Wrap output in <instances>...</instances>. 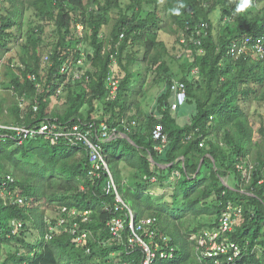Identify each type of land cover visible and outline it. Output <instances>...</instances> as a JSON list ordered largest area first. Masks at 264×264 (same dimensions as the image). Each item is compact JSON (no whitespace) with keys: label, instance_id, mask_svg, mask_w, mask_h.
I'll return each mask as SVG.
<instances>
[{"label":"trees","instance_id":"1","mask_svg":"<svg viewBox=\"0 0 264 264\" xmlns=\"http://www.w3.org/2000/svg\"><path fill=\"white\" fill-rule=\"evenodd\" d=\"M258 1L249 0L248 13L245 0H0L3 51L20 39L26 14L33 16L20 62L11 57L0 68V85L16 98L5 118L0 104V122L30 126L49 118L120 127L123 136L103 142L119 191L138 220L155 219L154 237L146 236L151 247L155 250L159 242L160 252L169 241L176 248L173 258L158 254L152 264H202L191 237L217 227L229 201L242 206L244 215L231 237L245 245L249 240V260L264 264V121L256 137L249 111L251 104L264 107V55L248 52L235 58L228 52L245 37L264 39V0ZM179 3L184 8L173 15L170 10ZM218 12L220 19L215 17ZM109 23L111 30L104 35ZM49 27L51 60L45 63L42 48ZM163 31L176 37L173 49L162 38ZM84 43L92 49L90 66L84 63L80 69L90 79L68 83L58 97L67 77L59 66L84 59ZM137 62L146 67L147 76L154 75L152 82H165L151 112L132 98ZM112 66L119 81L115 98L109 82ZM176 79L187 86V101L179 110L172 108ZM38 83L43 88L39 94ZM140 92L145 95L144 89ZM24 95L37 96L39 110L33 102L22 109L17 98ZM62 98L64 108L58 109ZM123 119L137 120L138 125L126 130L120 126ZM160 123L169 137L162 151L153 136ZM0 131V264L143 263L146 252L129 247L128 229L124 240L112 238L109 222L119 215L115 196L103 191L105 174H89L85 145L42 135L20 144L16 131ZM216 132L223 137H215ZM248 157L254 168L247 183L238 164ZM126 168L138 177L136 183L129 181ZM4 188L19 192L25 202H11L1 194ZM64 207L90 212L88 222L78 219L92 232L85 244H77L70 230L74 219L68 229L47 237V218L55 223ZM15 219L23 222L17 232L11 224Z\"/></svg>","mask_w":264,"mask_h":264},{"label":"built area","instance_id":"2","mask_svg":"<svg viewBox=\"0 0 264 264\" xmlns=\"http://www.w3.org/2000/svg\"><path fill=\"white\" fill-rule=\"evenodd\" d=\"M228 52L235 58H240L248 52L264 55V39L256 41L252 37H245L240 41L234 42L230 46ZM50 60L51 57L47 54L44 58V62L47 63ZM83 64L84 59L81 58L76 63L71 64L69 62H64L59 66V72L67 77L58 87V97L63 94L65 86L71 81L75 82V80L81 78H85L86 81H89L90 76H84V71L80 69ZM76 66L79 67V70H75L70 76L71 70ZM114 72L115 68L112 66L109 76V82L112 86V98L116 97L119 87V81L114 78ZM198 73L199 71L197 69L193 70L195 77H197ZM29 78L36 79L33 74H30ZM37 88L38 94L42 92L43 88L41 83L37 84ZM172 89L175 93L172 108L174 110H179L187 101L186 83L176 79L173 81ZM19 101L22 109H25L29 103L33 102L32 106L34 110H39L37 96L28 98V96L24 95L19 98ZM137 125V120L129 121L128 119H123L120 126L126 130H130L131 127ZM3 129L16 131L20 144L28 138H34L42 135L52 141L62 140L72 144L82 143L85 145L89 151L91 161L89 174L94 177H101L102 174H105L103 191L107 195L115 196L114 207L116 208V211L119 212V215H114L109 222L112 238L114 240H124V233L128 229L129 234L127 243L129 247L132 249L141 247L146 252V256L142 264H152L158 254H160L163 258H173L175 256L176 248L171 246L169 241L167 243L168 247L160 250V252H157L160 249L159 242H156L155 250L151 247L146 239V236L154 237L155 231L151 227H153L155 219L149 217L138 220L135 209L131 207L119 191L115 175L106 158L103 142L112 138L123 136L124 133L120 130V127L110 125L106 121H101L99 124L92 122L90 124L82 125L77 123L64 124L57 119L54 120L48 118L38 124L30 126L26 124H6L4 122H0V130ZM1 135L3 134L0 131V136ZM153 136L156 142H158L156 149L162 151L169 140L168 133L165 131L163 123L155 126ZM241 160L242 161L238 164V168L243 173V180L248 183L252 177L254 164L249 157ZM224 181L228 184V178H225ZM1 194L4 197H8L11 202L19 204H23L25 202V198H23L19 192L14 190L4 188ZM62 214L63 215L60 216L55 223L50 218H47L50 229L47 237L52 238L53 234L60 232V230L62 231L63 227L68 229L66 226L67 223L69 220L74 219L70 230L75 236L77 244H85L92 235V232L86 228H82L78 219L80 218L82 222H88L90 212H81L76 209L69 210L67 207H64L62 209ZM243 218V207L236 206L235 203L229 201L217 227L205 229L200 234L192 235V240L197 242L198 258L202 264H211L209 260L214 261L215 264H223V262H225V264H258L255 261H250L248 258L250 255V241L247 240L245 245V243H241L231 237V233L235 232L236 228L242 224ZM11 224L14 227V232H17V230L22 227L23 222L15 219L12 220ZM145 228H148V231H146L145 235H143L142 232L145 231ZM165 241L167 242L166 239ZM254 250L255 249H253L252 252H254ZM122 264L129 263L125 262Z\"/></svg>","mask_w":264,"mask_h":264},{"label":"rangeland","instance_id":"3","mask_svg":"<svg viewBox=\"0 0 264 264\" xmlns=\"http://www.w3.org/2000/svg\"><path fill=\"white\" fill-rule=\"evenodd\" d=\"M127 1V0H126ZM258 0H255V2ZM163 2V0H162ZM259 3V1H258ZM261 4H263V2H261ZM260 4V5H261ZM163 5V4H162ZM251 10V6L250 4L247 5V12L249 13V11ZM165 16V15H164ZM215 17L217 19H220L221 15L220 13H215ZM33 19V16L30 13H27L26 16L24 17V21H23V26H24V30L22 31V35L20 36V39L16 40L13 42L12 45V49L8 52L3 51L2 49H0V68H4V65L8 62V60L11 57H15L16 58V62L19 63L20 62V55L23 53V44L26 42L27 40V32L29 30V28L31 27V20ZM113 23V22H112ZM220 21H217L216 24L218 26L221 27V24H219ZM111 26L112 24H108L104 30H103V34L107 35L110 30H111ZM83 29V27H80ZM52 31V27H49L47 29V34H46V41L45 44L42 48V55L43 58H45V56L47 55V53H49V51L52 49L49 48L48 44L50 43V34ZM162 38L166 40V42L168 43V45L170 46L171 49H173V47L175 45H177L176 43V37L173 35H168L166 33H164V31L161 34ZM53 47V46H52ZM83 47V55H84V63H86L88 66H90L88 64V60H87V56L89 53H92V49L89 48V43H84ZM174 53H176V49H174ZM142 54V53H140ZM191 54V52H190ZM189 58V61H193V56L187 55ZM87 60V61H86ZM171 65L173 66V68L175 70L179 69V63L177 61H175L174 59L171 60ZM87 67V66H86ZM75 70H79V67H75L74 69L71 70L70 72V76L73 74V72ZM134 87L132 88L133 94H132V98L134 100H140L142 102V107L143 109L151 112L153 110V106L155 103V99L156 96L164 89L165 87V82L159 81L157 83L152 82L154 79V75L153 74H148L147 76V69L146 67L137 62L135 63L134 67ZM199 73L197 75V78H199ZM75 82L71 81L70 85L74 84ZM145 90V95L141 94L140 91ZM15 96L13 95V93L10 90H7L6 88H3L0 85V104L3 105L4 108V114L7 113V111H9V106H11L13 100ZM19 100V97L17 98ZM64 103H63V98L61 101H59V103H57L55 106L58 109H63ZM249 111H250V119L251 122L253 123L254 127H255V136L258 137L259 134V129L261 127V123L262 121H264V107H258L256 106V104H251L249 105ZM182 112V119H186V114L183 110V108L181 109ZM7 117V114L4 115L3 118ZM0 119H2V115L0 113ZM223 132H216L215 137H223ZM257 139V138H256ZM251 160V159H250ZM129 181L136 183L138 181V177L135 175V173L131 172V174H129ZM49 214H53V213H49Z\"/></svg>","mask_w":264,"mask_h":264},{"label":"clouds","instance_id":"4","mask_svg":"<svg viewBox=\"0 0 264 264\" xmlns=\"http://www.w3.org/2000/svg\"><path fill=\"white\" fill-rule=\"evenodd\" d=\"M248 2H249V0H245V6L247 5ZM182 8H184V4L183 3H179L177 7H174L170 11L172 12L173 15H177L178 16V15H180V10Z\"/></svg>","mask_w":264,"mask_h":264},{"label":"crops","instance_id":"5","mask_svg":"<svg viewBox=\"0 0 264 264\" xmlns=\"http://www.w3.org/2000/svg\"><path fill=\"white\" fill-rule=\"evenodd\" d=\"M146 112H148L147 110H145ZM182 113V112H181ZM186 114V113H185ZM186 116V115H185ZM181 117H182V114H181ZM186 118H187V116H186ZM126 170H127V172L129 173V174H131V172L133 171L132 169H130V168H126Z\"/></svg>","mask_w":264,"mask_h":264}]
</instances>
